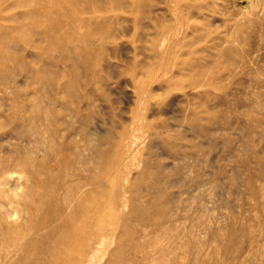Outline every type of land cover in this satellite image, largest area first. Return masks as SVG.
<instances>
[{"label": "rangeland", "instance_id": "rangeland-1", "mask_svg": "<svg viewBox=\"0 0 264 264\" xmlns=\"http://www.w3.org/2000/svg\"><path fill=\"white\" fill-rule=\"evenodd\" d=\"M95 156L136 187L125 251L264 264V0H0V264H44L46 191Z\"/></svg>", "mask_w": 264, "mask_h": 264}, {"label": "bare ground", "instance_id": "bare-ground-1", "mask_svg": "<svg viewBox=\"0 0 264 264\" xmlns=\"http://www.w3.org/2000/svg\"><path fill=\"white\" fill-rule=\"evenodd\" d=\"M95 157V159L87 161L94 166V174L88 180L84 181L76 177L78 173L76 167L79 165L74 166L69 172V181L62 182L64 176L61 174L59 181L56 184L54 182V185L46 191L42 202L49 205L50 210L53 208L52 211L55 213L52 218H48L47 225L44 224V227L35 229V232L48 229L44 237L49 240L50 244L46 249L47 258L44 264H102V260L108 254L109 242L112 240L110 238L112 233L109 230L125 226L123 223L126 222V218L123 215L136 187L134 185L127 186L122 180L125 177L120 163L116 165L108 161L100 163L98 161L101 157L99 159L97 156ZM69 164L72 166L71 161ZM0 196H4L2 191ZM5 196H10L8 202L14 205V198L19 196V193L14 190ZM23 196L25 197L26 194ZM150 210L148 207L135 208L132 205L128 212H131V216L136 219H141V225L147 226L152 216ZM7 216L9 214L5 212L3 203H0V245L3 248L16 246L24 235ZM130 221L132 222L131 219ZM133 223L135 222L133 221ZM132 231L131 225L123 228L119 233V242L116 248L109 253V258L104 264H147V260H150L151 256L144 250L145 244L140 243L138 238L132 240L130 249L125 251V244L122 243L123 238L132 235ZM137 251L142 254V262L139 263L133 259ZM154 262L161 264L162 260ZM151 263L153 262L151 261Z\"/></svg>", "mask_w": 264, "mask_h": 264}]
</instances>
